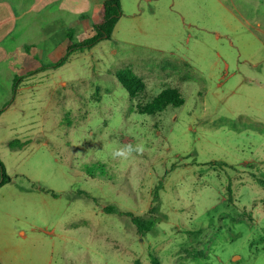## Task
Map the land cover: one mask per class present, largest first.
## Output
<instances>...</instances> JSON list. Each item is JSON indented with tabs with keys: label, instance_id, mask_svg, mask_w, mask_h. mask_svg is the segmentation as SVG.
Wrapping results in <instances>:
<instances>
[{
	"label": "rangeland",
	"instance_id": "374dc122",
	"mask_svg": "<svg viewBox=\"0 0 264 264\" xmlns=\"http://www.w3.org/2000/svg\"><path fill=\"white\" fill-rule=\"evenodd\" d=\"M124 7L111 39L17 72L28 81L0 117L13 181L0 191V264H264V0ZM129 64L151 99L185 77L184 105L139 114L115 77ZM106 207L155 227L141 237Z\"/></svg>",
	"mask_w": 264,
	"mask_h": 264
},
{
	"label": "crops",
	"instance_id": "0c3cea01",
	"mask_svg": "<svg viewBox=\"0 0 264 264\" xmlns=\"http://www.w3.org/2000/svg\"><path fill=\"white\" fill-rule=\"evenodd\" d=\"M125 1L127 0H120L122 9L125 8ZM103 2L104 0H0V117L8 105H11L18 85L28 81L26 77L18 82L13 90L17 72H33L34 69L27 70L29 64L36 66L37 73L45 68L53 69L51 65L55 64L56 60H50V57L56 56L60 59V56L67 53L69 44H78L94 34L93 26L99 21ZM68 34H72L71 41L68 40ZM113 54L116 55L117 52L113 51ZM128 67L131 68V64ZM162 70L170 73L165 67ZM137 74L141 78L146 75ZM155 74L151 71V76ZM176 76L170 73L165 78L171 83ZM177 77L184 86L173 87L181 88L182 91L187 80L185 77ZM152 80L158 82L157 78L151 77ZM65 85L63 82L60 84L61 87ZM151 86L156 87L153 83ZM12 182L11 179L0 191ZM4 206L2 204V209ZM18 235L26 238L27 234L26 231L19 230Z\"/></svg>",
	"mask_w": 264,
	"mask_h": 264
},
{
	"label": "trees",
	"instance_id": "16d2710c",
	"mask_svg": "<svg viewBox=\"0 0 264 264\" xmlns=\"http://www.w3.org/2000/svg\"><path fill=\"white\" fill-rule=\"evenodd\" d=\"M122 15L123 12L120 0H104L99 13V21L93 26L94 34L78 44H69L65 58L51 65V67L56 68L62 66L74 51L89 50L102 41L109 40ZM71 39L72 34H68V40L71 41ZM115 77L129 94L131 99L130 101L135 104V108L139 114L154 116L166 111L169 107L179 108L185 103V99L183 98L181 91L176 88L163 89L158 95L151 99L147 91V84L143 78H141L136 72H134L133 69L129 67L117 72ZM19 79L20 77L17 76L14 82L13 90L16 88ZM22 146L23 145L18 141H12L10 143L11 148H21ZM10 181L11 178L7 175L6 168L0 160V188ZM259 182L260 185L264 187V181ZM105 211L110 214L117 212L122 216L129 217L141 237H145L155 227L152 220L153 218L151 217L147 218L144 216H136L130 212H120L112 207H106ZM151 264H160V262L158 259L152 257Z\"/></svg>",
	"mask_w": 264,
	"mask_h": 264
},
{
	"label": "clouds",
	"instance_id": "9594fccd",
	"mask_svg": "<svg viewBox=\"0 0 264 264\" xmlns=\"http://www.w3.org/2000/svg\"><path fill=\"white\" fill-rule=\"evenodd\" d=\"M133 151H143L142 145H137L135 149H133L131 146H125L124 148H121L113 153V159H127Z\"/></svg>",
	"mask_w": 264,
	"mask_h": 264
}]
</instances>
